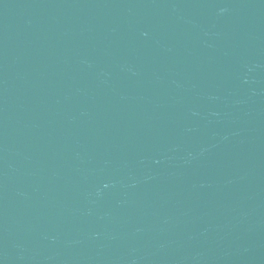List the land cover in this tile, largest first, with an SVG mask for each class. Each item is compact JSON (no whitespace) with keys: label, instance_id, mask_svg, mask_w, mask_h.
Here are the masks:
<instances>
[{"label":"water","instance_id":"obj_1","mask_svg":"<svg viewBox=\"0 0 264 264\" xmlns=\"http://www.w3.org/2000/svg\"><path fill=\"white\" fill-rule=\"evenodd\" d=\"M0 264H264V0H0Z\"/></svg>","mask_w":264,"mask_h":264}]
</instances>
